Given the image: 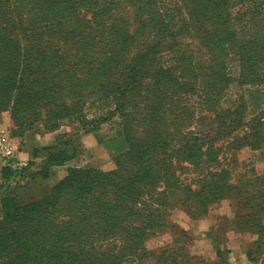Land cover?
Returning a JSON list of instances; mask_svg holds the SVG:
<instances>
[{
	"label": "trees",
	"instance_id": "16d2710c",
	"mask_svg": "<svg viewBox=\"0 0 264 264\" xmlns=\"http://www.w3.org/2000/svg\"><path fill=\"white\" fill-rule=\"evenodd\" d=\"M130 2L136 7L133 31L99 0L87 5L90 19L75 18V0H0V119L10 111L18 133L40 124L54 130L68 118L92 130L120 120L111 140L119 151L114 170L71 169L26 205L13 197L11 215L0 222V234L7 220L11 227L0 238V264H190L186 230H177L172 244L156 253L147 249L148 237L176 228L172 208L202 215L237 190L229 182L235 161L221 154L234 156L246 145L264 148V110L245 123L244 102L225 110L221 104L236 80L230 64L238 66L240 86L264 83V0H176L180 21L166 16L160 0ZM237 3L241 9L234 13ZM182 35L197 40L198 59L183 52ZM197 91L207 113L203 122L211 118L214 126L208 135L183 134L191 115L177 99ZM109 98L114 109L87 121L86 106ZM61 144L46 150L41 171L28 174L30 164L18 171L14 188L26 189V177L47 179L53 166L66 163L72 156ZM7 167L2 182L16 178ZM243 189L239 197L247 209L237 226L247 222L244 228L261 237L264 174Z\"/></svg>",
	"mask_w": 264,
	"mask_h": 264
},
{
	"label": "rangeland",
	"instance_id": "374dc122",
	"mask_svg": "<svg viewBox=\"0 0 264 264\" xmlns=\"http://www.w3.org/2000/svg\"><path fill=\"white\" fill-rule=\"evenodd\" d=\"M77 2L76 19H90L93 15L92 10L87 6L94 0H75ZM101 6H112L114 8L113 15L115 17H123L129 22L126 26L133 31L137 26L134 20L135 6L130 0H99ZM160 7L166 12L167 17H173L175 21L181 20V6H177L176 0H160ZM66 5L69 2L64 3ZM241 9V4L237 3L234 7V13ZM66 12V11H65ZM114 17V18H115ZM183 52L188 56H200L198 42L189 35H182L178 40ZM134 51V50H132ZM195 54V55H194ZM167 63H171L168 54L164 56ZM163 59V60H164ZM232 67V68H231ZM237 65L230 64V72L236 77L233 84L226 90V94L222 97V110L236 107L244 102L247 107L245 113V123L252 117L264 110V83L259 86H240L237 82L238 69ZM185 81V79H184ZM178 104L181 109L188 111L191 117L183 123V134L188 131L205 132L206 135L214 130V126L210 125V119L203 122V117L207 115L202 105L201 93L185 95L179 97ZM114 109L113 99L98 100L89 103L86 106V120L90 121L99 117L108 115ZM177 110L178 107L176 108ZM185 117H187V113ZM192 113V114H191ZM185 119V118H184ZM120 120L115 117L99 124V128L92 130V124L81 125L75 119H64L59 123V128L47 130L42 124L35 125L31 130L18 133L17 127H14L11 118V112L7 111L2 114L0 119V136H5L6 142L13 147V156L10 158L3 157L0 154V222L6 220L8 210L13 211V197L17 196L19 205L23 206L33 199H37L44 193H48L52 186L63 180L71 169H97L101 171H112L116 168L114 156L119 153L114 148L111 140L116 137V131L119 129ZM246 128H240L237 134L243 135ZM62 142V147L71 157L66 163L51 168V174L47 179L35 176L36 179L31 180L27 177L22 180L26 184V189H15V182L19 179L18 175L23 167L29 164L28 174L36 173L42 170L44 162L48 159V150ZM189 140L187 135L186 141ZM219 143V142H218ZM227 141L220 142L218 145H226ZM67 144V145H66ZM35 149L41 150L34 152ZM44 150V151H42ZM223 161H235L234 166L230 167V184L237 187L230 197L221 201L210 204L206 213L202 215H193L187 213L182 207H174L169 212L170 223L176 228L165 227L162 231L152 234L146 241V247L152 252H158L170 246L175 237V233L179 229L186 230L191 240L186 242L187 249L194 259L190 264H212L213 252H215L221 262H224V254L231 250L232 240L238 241L242 245L250 264H264V233L259 235L248 227L245 222L244 227L237 226L241 220V213L246 211L247 207L241 206L240 191L243 192V184L254 177L264 174V148L252 149L250 146H243L235 151L234 156L225 152L221 154ZM8 166V167H7ZM7 167L14 170L16 178L11 176L8 180H1L2 170ZM7 173V172H5ZM192 173H187L184 177H191ZM189 181V180H187ZM186 181V182H187ZM25 188V187H24ZM26 191V192H24ZM257 193L258 191H250ZM243 198V197H242ZM237 215L240 216L237 217ZM261 221L264 225V213L261 215ZM9 220L3 225V233L0 234L2 239L9 234ZM11 223V221H10ZM230 230V231H229ZM229 233L230 239L225 241L223 236ZM2 236V237H1ZM3 240H1L2 242ZM144 264H155L153 260Z\"/></svg>",
	"mask_w": 264,
	"mask_h": 264
},
{
	"label": "crops",
	"instance_id": "0c3cea01",
	"mask_svg": "<svg viewBox=\"0 0 264 264\" xmlns=\"http://www.w3.org/2000/svg\"><path fill=\"white\" fill-rule=\"evenodd\" d=\"M228 238L230 239V235L227 232L226 235L223 236V239L225 241H228ZM230 242L231 250L224 254V262H221L217 254L213 252L212 255L215 259H213L212 264H250L245 251L242 249V245L235 240H232Z\"/></svg>",
	"mask_w": 264,
	"mask_h": 264
},
{
	"label": "built area",
	"instance_id": "2783aa9c",
	"mask_svg": "<svg viewBox=\"0 0 264 264\" xmlns=\"http://www.w3.org/2000/svg\"><path fill=\"white\" fill-rule=\"evenodd\" d=\"M0 154L6 158L13 156V147L6 142L3 135L0 136Z\"/></svg>",
	"mask_w": 264,
	"mask_h": 264
}]
</instances>
